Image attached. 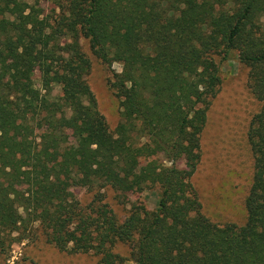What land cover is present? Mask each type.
<instances>
[{
	"label": "trees",
	"instance_id": "1",
	"mask_svg": "<svg viewBox=\"0 0 264 264\" xmlns=\"http://www.w3.org/2000/svg\"><path fill=\"white\" fill-rule=\"evenodd\" d=\"M81 38L121 65L109 82L113 131ZM232 51L261 103L247 131L253 174L240 225L205 216L191 182L221 83L213 56ZM152 185L155 209L132 204L123 220L103 201L102 188ZM75 189L92 200L83 205ZM35 227L97 264H264V0H0V250ZM118 242L128 256L113 251Z\"/></svg>",
	"mask_w": 264,
	"mask_h": 264
},
{
	"label": "rangeland",
	"instance_id": "2",
	"mask_svg": "<svg viewBox=\"0 0 264 264\" xmlns=\"http://www.w3.org/2000/svg\"><path fill=\"white\" fill-rule=\"evenodd\" d=\"M43 13L52 5L41 3ZM82 50L90 60L86 76L93 92L97 108L104 116L108 128L113 131L120 121L118 99L110 88L113 71H120L117 62L110 67L93 55L88 40L80 39ZM220 69L221 83L212 99L205 126L200 135V160L191 177L198 193L201 212L212 222L224 224L244 223L246 219L245 198L252 183L253 157L248 143L247 131L251 118L261 108V103L248 87V69L239 62L237 52L232 51L226 59L215 54ZM184 167V163H177ZM103 201L108 204L119 220L129 215L132 204H143L153 210L157 205L160 187L152 185L145 189H133L126 193L102 188ZM83 205L89 203L93 193L75 189ZM113 251L128 256L129 246L116 243ZM99 255L94 252L68 253L46 242L40 228L25 233V238L0 250V264H97ZM125 264H133L127 261Z\"/></svg>",
	"mask_w": 264,
	"mask_h": 264
}]
</instances>
